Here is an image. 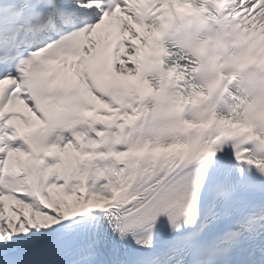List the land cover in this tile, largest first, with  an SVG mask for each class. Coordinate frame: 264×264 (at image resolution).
Instances as JSON below:
<instances>
[{
	"label": "snow or ice",
	"instance_id": "obj_1",
	"mask_svg": "<svg viewBox=\"0 0 264 264\" xmlns=\"http://www.w3.org/2000/svg\"><path fill=\"white\" fill-rule=\"evenodd\" d=\"M0 264H264V0H0Z\"/></svg>",
	"mask_w": 264,
	"mask_h": 264
}]
</instances>
